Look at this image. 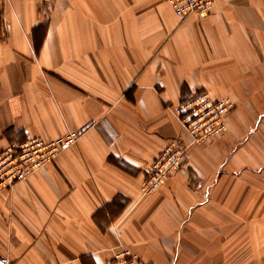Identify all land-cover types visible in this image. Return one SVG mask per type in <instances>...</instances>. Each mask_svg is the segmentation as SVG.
I'll return each mask as SVG.
<instances>
[{
	"label": "crops",
	"instance_id": "obj_1",
	"mask_svg": "<svg viewBox=\"0 0 264 264\" xmlns=\"http://www.w3.org/2000/svg\"><path fill=\"white\" fill-rule=\"evenodd\" d=\"M229 98L225 131L159 189L146 171L189 142L177 107ZM60 152L0 191L8 264H264V0L177 16L164 0H0V151L26 134Z\"/></svg>",
	"mask_w": 264,
	"mask_h": 264
},
{
	"label": "built area",
	"instance_id": "obj_2",
	"mask_svg": "<svg viewBox=\"0 0 264 264\" xmlns=\"http://www.w3.org/2000/svg\"><path fill=\"white\" fill-rule=\"evenodd\" d=\"M179 17L191 13L208 14L214 0H164ZM234 109L229 98L213 99L206 92L195 95L180 104L176 112L179 121L188 134L189 142L172 140L153 160L146 171L143 194H150L163 181L174 175L185 163L188 149L221 135L226 128L225 118ZM78 139V132H69L52 141L39 136L25 135L20 143H13L0 151V191L11 189L25 180L42 166L53 162L56 156L71 147ZM0 264H8L7 258H0ZM103 264H144L127 248H117Z\"/></svg>",
	"mask_w": 264,
	"mask_h": 264
},
{
	"label": "rangeland",
	"instance_id": "obj_3",
	"mask_svg": "<svg viewBox=\"0 0 264 264\" xmlns=\"http://www.w3.org/2000/svg\"><path fill=\"white\" fill-rule=\"evenodd\" d=\"M186 143H187V142H186ZM188 150H189V149H188ZM107 260H108V259H107ZM107 260H106V261H107Z\"/></svg>",
	"mask_w": 264,
	"mask_h": 264
}]
</instances>
